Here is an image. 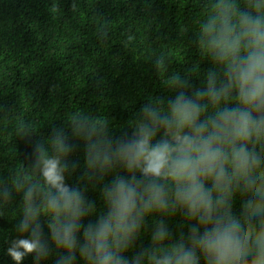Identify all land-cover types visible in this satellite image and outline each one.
Masks as SVG:
<instances>
[{
    "label": "clouds",
    "instance_id": "obj_1",
    "mask_svg": "<svg viewBox=\"0 0 264 264\" xmlns=\"http://www.w3.org/2000/svg\"><path fill=\"white\" fill-rule=\"evenodd\" d=\"M201 6L197 59L119 133L77 110L32 140L0 187V205L16 201L9 264H264V0Z\"/></svg>",
    "mask_w": 264,
    "mask_h": 264
},
{
    "label": "trees",
    "instance_id": "obj_2",
    "mask_svg": "<svg viewBox=\"0 0 264 264\" xmlns=\"http://www.w3.org/2000/svg\"><path fill=\"white\" fill-rule=\"evenodd\" d=\"M201 13V0H0V187L30 166L32 140L74 111L119 133L148 94L163 91L165 75L197 59L189 38ZM158 55L167 73L152 70ZM72 159L77 179L80 147ZM15 202L0 205V264H9L2 250Z\"/></svg>",
    "mask_w": 264,
    "mask_h": 264
}]
</instances>
